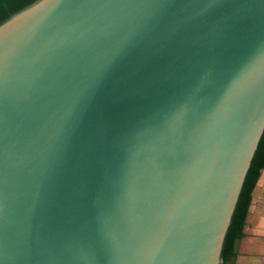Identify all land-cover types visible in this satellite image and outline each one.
Instances as JSON below:
<instances>
[{
  "label": "water",
  "instance_id": "1",
  "mask_svg": "<svg viewBox=\"0 0 264 264\" xmlns=\"http://www.w3.org/2000/svg\"><path fill=\"white\" fill-rule=\"evenodd\" d=\"M264 134V0H39L0 25V264H223Z\"/></svg>",
  "mask_w": 264,
  "mask_h": 264
},
{
  "label": "trees",
  "instance_id": "2",
  "mask_svg": "<svg viewBox=\"0 0 264 264\" xmlns=\"http://www.w3.org/2000/svg\"><path fill=\"white\" fill-rule=\"evenodd\" d=\"M39 0H0V25ZM264 171V134L247 174L231 225L225 239L222 260L226 264L236 257L238 241L244 237V228L252 204L253 192Z\"/></svg>",
  "mask_w": 264,
  "mask_h": 264
},
{
  "label": "crops",
  "instance_id": "3",
  "mask_svg": "<svg viewBox=\"0 0 264 264\" xmlns=\"http://www.w3.org/2000/svg\"><path fill=\"white\" fill-rule=\"evenodd\" d=\"M236 252L226 264H264V171L254 189L244 237L238 241Z\"/></svg>",
  "mask_w": 264,
  "mask_h": 264
}]
</instances>
